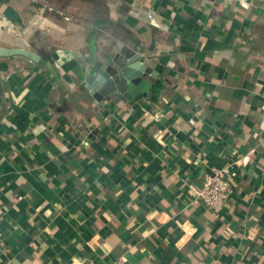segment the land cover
Here are the masks:
<instances>
[{"label":"crops","instance_id":"obj_1","mask_svg":"<svg viewBox=\"0 0 264 264\" xmlns=\"http://www.w3.org/2000/svg\"><path fill=\"white\" fill-rule=\"evenodd\" d=\"M43 1L0 0L38 58L0 56V264H264V0ZM130 53L147 96L95 100ZM229 162L226 206L193 205Z\"/></svg>","mask_w":264,"mask_h":264},{"label":"water","instance_id":"obj_2","mask_svg":"<svg viewBox=\"0 0 264 264\" xmlns=\"http://www.w3.org/2000/svg\"><path fill=\"white\" fill-rule=\"evenodd\" d=\"M23 55L37 61L38 58L23 49H6L0 47V56ZM55 62L63 64L72 57L68 51L58 50ZM121 58H115L108 65L93 62L85 83L88 84L91 95L97 101L115 96L122 101L140 100L147 96L149 84L144 79L147 74L145 60L137 54H122ZM94 89V90H93Z\"/></svg>","mask_w":264,"mask_h":264},{"label":"built area","instance_id":"obj_3","mask_svg":"<svg viewBox=\"0 0 264 264\" xmlns=\"http://www.w3.org/2000/svg\"><path fill=\"white\" fill-rule=\"evenodd\" d=\"M233 164L229 162L219 168H213L203 176L199 186L188 185L187 193L190 195L191 203L201 205L215 214L220 212L226 206L232 190Z\"/></svg>","mask_w":264,"mask_h":264},{"label":"trees","instance_id":"obj_4","mask_svg":"<svg viewBox=\"0 0 264 264\" xmlns=\"http://www.w3.org/2000/svg\"><path fill=\"white\" fill-rule=\"evenodd\" d=\"M41 1H42V3H43V4H46V3H45L43 0H41ZM43 4H41V6H40V7H42V5H43ZM51 10H52V8H51Z\"/></svg>","mask_w":264,"mask_h":264}]
</instances>
